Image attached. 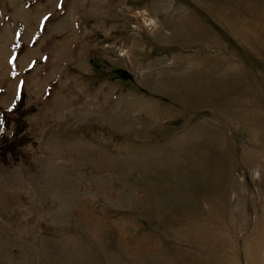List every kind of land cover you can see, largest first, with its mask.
Here are the masks:
<instances>
[{"label": "rangeland", "instance_id": "374dc122", "mask_svg": "<svg viewBox=\"0 0 264 264\" xmlns=\"http://www.w3.org/2000/svg\"><path fill=\"white\" fill-rule=\"evenodd\" d=\"M0 264H264V0H0Z\"/></svg>", "mask_w": 264, "mask_h": 264}, {"label": "trees", "instance_id": "16d2710c", "mask_svg": "<svg viewBox=\"0 0 264 264\" xmlns=\"http://www.w3.org/2000/svg\"><path fill=\"white\" fill-rule=\"evenodd\" d=\"M23 102V93H21V97H20V100H19V106L22 104Z\"/></svg>", "mask_w": 264, "mask_h": 264}]
</instances>
